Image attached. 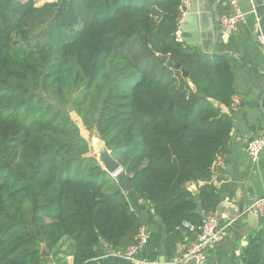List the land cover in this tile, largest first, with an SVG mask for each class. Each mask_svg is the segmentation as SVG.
Here are the masks:
<instances>
[{"label": "trees", "instance_id": "16d2710c", "mask_svg": "<svg viewBox=\"0 0 264 264\" xmlns=\"http://www.w3.org/2000/svg\"><path fill=\"white\" fill-rule=\"evenodd\" d=\"M181 1L0 0V264H132L118 253L144 222L72 112L162 221L169 261L225 200L212 167L234 126L222 108L237 59L176 41ZM260 222L242 264H264Z\"/></svg>", "mask_w": 264, "mask_h": 264}, {"label": "crops", "instance_id": "0c3cea01", "mask_svg": "<svg viewBox=\"0 0 264 264\" xmlns=\"http://www.w3.org/2000/svg\"><path fill=\"white\" fill-rule=\"evenodd\" d=\"M38 7L58 0H35ZM191 0H188L190 3ZM229 0H207L215 10L216 19L232 13ZM262 19L264 17V0H254ZM203 7V5H201ZM241 9L249 13L251 5L241 0ZM200 7V4H198ZM256 23L251 14L246 24L225 43L213 51L218 55H232L237 59L235 65L236 95L231 108L223 107V112L233 116V130L228 147L215 161L212 183L222 189L225 200L215 214L218 218L219 239L208 251L212 259L207 264H242L241 256L249 244L251 236L261 228L260 219L246 213L247 207L257 199L264 198V150L258 163L253 164L246 152L248 143L264 134V55L256 37ZM195 40L194 37H190ZM196 47L195 45H191ZM208 43L206 44V47ZM215 55V54H214ZM202 185V184H201ZM190 190L196 191L191 185ZM135 210L148 226L149 243L140 254L141 259L158 260L160 264H169L162 254L161 247L165 239L164 226L152 209L137 200L132 191L126 192ZM191 242L178 246V251ZM67 264H73V258H66Z\"/></svg>", "mask_w": 264, "mask_h": 264}, {"label": "built area", "instance_id": "2783aa9c", "mask_svg": "<svg viewBox=\"0 0 264 264\" xmlns=\"http://www.w3.org/2000/svg\"><path fill=\"white\" fill-rule=\"evenodd\" d=\"M247 1L251 5V10L248 14H251L255 19L256 37L264 55V30L262 27V17L259 14L258 7L256 6L254 0ZM228 2L233 12L217 20L220 41L222 43H226L232 35L236 33L239 25L246 24L248 16V14L241 9V0H229ZM188 4V0L181 1L180 11L182 13V17L179 22L178 30L176 31V41L181 44L186 42L185 34L182 29V25L184 23V14L182 10L183 7ZM263 150L264 134L253 138L246 147L247 155L253 164L259 162ZM246 213L251 214L257 219L263 218L264 198H260L252 202L247 207ZM183 226L186 229H195V226L190 222H185ZM149 239V228L148 226L143 225L137 235L136 243L129 246L123 253H118V255L132 264H160L158 260L140 258V254L144 247L149 243ZM218 239V218L215 213H211L206 216L196 240L191 242L186 248L178 251V253L168 262L169 264H207L208 251L217 244Z\"/></svg>", "mask_w": 264, "mask_h": 264}, {"label": "water", "instance_id": "95a60500", "mask_svg": "<svg viewBox=\"0 0 264 264\" xmlns=\"http://www.w3.org/2000/svg\"><path fill=\"white\" fill-rule=\"evenodd\" d=\"M198 4H200V7H198ZM201 5H203V7ZM182 12L184 14L182 29L185 34L186 43L189 45H195L196 48L208 55H218L217 52L213 53L215 46L217 49L220 44L219 29L213 7L207 3V0H191L188 5L183 7ZM190 37H194L195 40H191ZM207 43L208 46L206 47ZM159 57L163 60L168 59L167 56ZM174 67L176 70L182 71V76L184 78H188V71L182 69L180 63L175 62ZM99 140L102 145V150L97 157L99 164L111 176L118 177V183L122 186L124 191H129L131 186L127 182L126 174L122 173V166L113 157L112 152L108 149L106 144L100 138ZM42 255L47 256L49 254L44 249ZM209 261H212V259L207 257V263Z\"/></svg>", "mask_w": 264, "mask_h": 264}, {"label": "rangeland", "instance_id": "374dc122", "mask_svg": "<svg viewBox=\"0 0 264 264\" xmlns=\"http://www.w3.org/2000/svg\"><path fill=\"white\" fill-rule=\"evenodd\" d=\"M71 117H72V120L79 126L82 136L88 141L90 145L89 156H95L97 158L102 150V147H101L102 145L99 140V135L97 131L94 129L93 130L86 129L83 126L81 119L75 113L72 112ZM71 242L72 241L70 240L65 242L66 243L65 246L62 247V255L63 253L65 254L68 253V250L70 251V248L72 246Z\"/></svg>", "mask_w": 264, "mask_h": 264}]
</instances>
